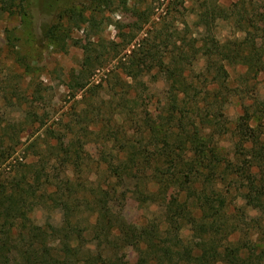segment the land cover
Masks as SVG:
<instances>
[{
	"label": "rangeland",
	"instance_id": "rangeland-1",
	"mask_svg": "<svg viewBox=\"0 0 264 264\" xmlns=\"http://www.w3.org/2000/svg\"><path fill=\"white\" fill-rule=\"evenodd\" d=\"M13 3L10 11H0V138H3L0 187L20 181L35 183L33 171L38 156L56 160L51 161L50 169L54 182L64 172L74 181L78 179L82 185L71 189L78 199L82 196L90 199L93 188L111 182V171L122 159L128 138L135 139L150 120L158 124L157 116L173 100L166 95L169 83L158 69L132 81L116 66L117 61L109 60L131 50L135 42L155 41L163 52L169 38V43L184 38L190 44L209 34L222 44L246 40L247 47L264 46V0H13ZM217 9H223L220 15ZM203 16L209 30L202 25ZM57 40L64 46L61 47L62 42L58 45ZM129 40L132 43L120 50V45ZM83 48L96 55L102 65L92 71L87 86L80 90L76 82L83 81L80 74ZM193 63L192 70L184 72L187 82L207 84L209 79L202 74L204 59L197 55ZM225 66L231 94L223 113L233 129L241 117L245 118L244 107L254 111L255 103L264 101V73L246 75L242 66ZM247 125L261 133L264 119L256 121L252 116ZM201 130L203 137L204 133L210 134L208 129ZM210 135L204 138L206 148L218 143L216 151L232 155L238 142L236 135L228 133L220 139ZM147 137L144 135L145 139L140 140L144 149L158 150L160 158L166 153L177 158L172 152L171 137L157 135L152 146L148 143L151 138ZM72 152L80 156V171H73L67 161L61 162ZM166 160V157L158 160L152 164L153 168L171 172ZM221 182L224 184L214 180V193L210 194L227 201L230 210L235 207L247 211L249 218L257 216L255 211L244 207L236 188L227 181ZM133 200L129 199L117 214L129 218L131 223H141L145 217H159L167 210L172 211L185 200V192H178L177 187L166 188L159 201L149 208L135 205ZM72 203L79 226L86 230L91 207L76 200ZM61 214L54 204L47 202L34 206L28 215L35 224L63 228ZM236 220L238 228L244 229L246 214ZM84 234L83 242L87 243L90 236L85 231ZM180 236L200 261L203 239L192 234L187 226ZM123 259L134 264L136 254L126 250ZM203 264H210L208 258Z\"/></svg>",
	"mask_w": 264,
	"mask_h": 264
},
{
	"label": "trees",
	"instance_id": "trees-1",
	"mask_svg": "<svg viewBox=\"0 0 264 264\" xmlns=\"http://www.w3.org/2000/svg\"><path fill=\"white\" fill-rule=\"evenodd\" d=\"M0 3L3 5L0 11H10L14 5L13 0ZM217 11L220 15L223 9ZM204 17L202 25L209 30ZM61 42L57 40L58 45ZM169 42L170 38L161 52L155 41L143 39L132 44L131 50L121 52L120 57L112 56L109 60L117 61L116 66L132 81H138L154 68L168 81L166 95L173 100L157 116L158 124L150 120L138 135L143 140L144 135L151 138L148 142L151 146L157 135L171 137L172 152L177 158L169 153L164 157L161 154L160 158L158 150L144 149L141 138L131 136L125 144L127 149L121 148L122 159L111 171V182L93 188L90 199L84 196L78 199L71 190L82 185L78 179L74 181L64 172L54 182L50 169L51 161L56 160H44L37 155L35 183L20 181L0 187V264H129L123 259L126 250L136 254L134 264H203L206 258L210 264H264V173H260L264 172L261 139L264 125L261 133L247 125L252 116L256 121L264 119V101L256 100L254 111L244 107L245 118L241 117L233 129L223 113L231 94L225 65L242 66L246 75L264 73V46L247 47L246 40L222 44L209 34L190 44L184 38ZM131 43L129 40L120 45V50ZM83 54L80 69L83 81L76 82L80 90L87 86L92 71L102 65L88 48H83ZM197 55L204 59L202 74L209 79L203 86L199 82L188 83L184 74L186 69L192 70ZM201 129H208L218 139L228 133L236 135L238 142L232 155L216 151L218 143L206 148L204 138L211 135L204 133L203 137ZM2 142L0 138V146ZM247 142L251 145L247 146ZM65 157L68 160L63 158L61 162L67 161L73 171H80L78 152ZM165 157V165L172 169L169 173L152 166ZM175 163L179 166L175 167ZM214 180L220 184L227 181L236 188L244 207L255 211L257 216L249 218L247 211L235 207L230 210L227 201L210 194L214 193ZM171 187L185 192V200L172 211L167 210L159 217H145L141 223H131L129 218L117 214L129 199H134L135 205L149 208L164 189ZM74 200L91 207L92 220L87 219L86 230L79 226ZM47 202L62 212L63 228L47 223L38 225L29 217L34 206ZM243 214L247 216V224L241 229L236 219ZM184 226L203 239L200 261L180 236ZM84 231L90 236L87 243L83 242Z\"/></svg>",
	"mask_w": 264,
	"mask_h": 264
}]
</instances>
